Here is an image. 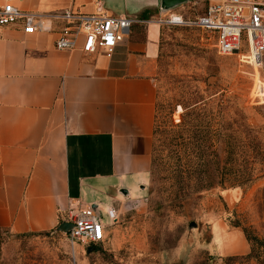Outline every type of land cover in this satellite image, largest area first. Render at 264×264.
I'll return each instance as SVG.
<instances>
[{"label":"crops","instance_id":"crops-1","mask_svg":"<svg viewBox=\"0 0 264 264\" xmlns=\"http://www.w3.org/2000/svg\"><path fill=\"white\" fill-rule=\"evenodd\" d=\"M12 1L42 17L65 11L135 16L110 56L83 52L80 38L71 49H57L63 18L46 32L0 29V228L21 234L55 229L77 203L98 207L108 198L114 204L122 188L137 197L149 182L157 20L169 12L154 6L128 11L124 0ZM172 11L182 14L179 6ZM241 194L227 188V204L236 205ZM215 236L223 255L250 251L238 226L217 222Z\"/></svg>","mask_w":264,"mask_h":264},{"label":"rangeland","instance_id":"rangeland-1","mask_svg":"<svg viewBox=\"0 0 264 264\" xmlns=\"http://www.w3.org/2000/svg\"><path fill=\"white\" fill-rule=\"evenodd\" d=\"M208 3L189 0L179 8L184 16H195ZM213 43L212 36L200 29L160 24L156 154L164 165L169 161L161 145L162 131L179 124L183 116L189 120L186 114L192 107L199 122L216 128L223 121L218 112L226 113L238 145V162L244 151H250L249 145L261 150L253 165L257 178L238 187L242 194L236 205L227 204V188L176 198L167 166L159 165L137 197L115 193L119 201L113 204L107 198L98 205L95 211L107 227L94 250L71 243L55 229L24 234L0 229V264H264V243L254 244L251 255L227 260L215 241L217 222L223 228L238 224L264 241V184L258 185L264 177V105L252 98L254 70L237 54L218 55ZM246 123L254 127L250 137L244 133ZM109 206L115 209L112 220Z\"/></svg>","mask_w":264,"mask_h":264},{"label":"built area","instance_id":"built-area-1","mask_svg":"<svg viewBox=\"0 0 264 264\" xmlns=\"http://www.w3.org/2000/svg\"><path fill=\"white\" fill-rule=\"evenodd\" d=\"M63 18L64 26L55 39V47L68 50L81 39V50L85 53L103 52L110 56L115 46L126 36L134 20L125 14L104 12L82 13L65 11L42 17L22 10L12 0H0V29L19 25L24 33L50 31L52 21ZM161 24L197 28L212 36L218 55L237 54L254 70L253 96L256 103L264 105V0H220L209 2L204 11L186 17L169 12L158 19ZM242 49H245L244 51ZM92 205L77 203L69 206L67 221L72 223L66 234L71 243L85 247L101 242L107 225ZM112 220L115 209H108Z\"/></svg>","mask_w":264,"mask_h":264},{"label":"trees","instance_id":"trees-1","mask_svg":"<svg viewBox=\"0 0 264 264\" xmlns=\"http://www.w3.org/2000/svg\"><path fill=\"white\" fill-rule=\"evenodd\" d=\"M218 113L223 121L219 122L217 128L210 123L203 125L199 122L197 109L194 106L186 114L187 116L190 115L189 120L183 116L179 124L171 125L170 128L162 131L165 135L161 145L167 149L166 157L169 159L165 165L169 170V180L175 186L176 198L179 196L181 198L192 195L199 196L203 191L242 187L252 183L257 178L254 174L253 165L257 156L261 155V150L251 149L249 145L250 151H244L245 153H242V158L238 162L236 156L238 145H236L237 141L230 132L232 130L230 125H227L226 113L222 111ZM244 133L248 137L252 136L254 127L246 123ZM157 136L158 128L155 118L150 174L159 165L165 166L161 157L156 154ZM252 139L255 140L254 135ZM62 221L64 220L60 218L59 223ZM234 226H238V224H234ZM52 230L42 232H51ZM243 232L250 246V251L246 256L251 255L252 246L254 244L262 246L264 241L247 228H243ZM99 243L88 245L86 248L87 250L88 248L94 250ZM241 256L243 255L227 256V260Z\"/></svg>","mask_w":264,"mask_h":264},{"label":"water","instance_id":"water-1","mask_svg":"<svg viewBox=\"0 0 264 264\" xmlns=\"http://www.w3.org/2000/svg\"><path fill=\"white\" fill-rule=\"evenodd\" d=\"M187 1L189 0H124V6L128 11H137L143 7L154 6L159 8L160 12L167 13L172 12L174 8L182 5ZM125 15L131 17L132 19H135V16L133 14ZM120 193L127 194V190L125 188H122L120 189ZM93 207H95V205H93ZM71 227L72 223L70 221L64 220L55 227V230L67 234ZM87 251L89 252L90 248H88Z\"/></svg>","mask_w":264,"mask_h":264},{"label":"bare ground","instance_id":"bare-ground-1","mask_svg":"<svg viewBox=\"0 0 264 264\" xmlns=\"http://www.w3.org/2000/svg\"><path fill=\"white\" fill-rule=\"evenodd\" d=\"M156 25H152V28H154Z\"/></svg>","mask_w":264,"mask_h":264}]
</instances>
